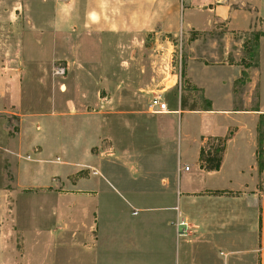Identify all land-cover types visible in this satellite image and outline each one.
Returning a JSON list of instances; mask_svg holds the SVG:
<instances>
[{"label": "crops", "instance_id": "0c3cea01", "mask_svg": "<svg viewBox=\"0 0 264 264\" xmlns=\"http://www.w3.org/2000/svg\"><path fill=\"white\" fill-rule=\"evenodd\" d=\"M181 3L177 0H70L69 28L95 38L105 35L134 37L158 29L173 33L183 25L196 27L195 16L203 13L208 15L205 25L216 19L228 21L230 25L234 21L235 26L238 15L233 14L241 7H245L242 23L246 27L252 19L264 26L260 0H184ZM65 13L67 5L60 6L55 20ZM97 41L103 44L105 40ZM134 42L139 44L141 40ZM61 43L70 45L74 53V48L82 41L61 40ZM126 47L114 57L126 63L119 65L118 71L107 74L95 75L80 68L78 55L72 57L74 62L61 55L58 59L68 61L71 69L75 66L81 69L75 71L84 77L85 88H71V91L108 94L111 89H117L114 91L117 101L110 102L102 96L92 108L116 105L124 109L117 116L150 115L145 110L147 102L160 93L169 109L156 115L157 136L160 140L171 137L173 144L175 135L176 147H179L174 167L169 170L171 181L159 175L160 184H157L146 174L139 185L119 182L117 189L112 185V189L102 190L97 184L89 187L85 182L89 178L88 170L98 174L97 166L87 165V175L70 181L69 191L63 197L53 188L55 183L51 179L56 173L45 175L41 165L29 166L21 162L16 165L10 160L9 157L19 156V152L24 154L29 147L23 128L27 115H19L17 133L13 136L0 133V157L8 158L7 163L0 159V237L18 238L21 264H32L33 259L28 255L34 251L37 252L35 264H62L67 259L69 264H217L218 256L222 257L219 264H264V190L256 188L252 175L256 123L253 110L248 116H238L221 114L210 107L185 106L175 75H171L174 80L168 81L170 86L157 91L158 70L135 68L130 63L136 60L135 54H125ZM75 71L71 70L70 75ZM22 82V68L17 62L1 59L0 115L20 109ZM67 90L60 85L58 95L63 96ZM69 102L77 108L73 101ZM110 103L113 104L110 106ZM91 116L104 126V120L99 118L110 114L95 112ZM183 117L193 118L198 124L197 131H191L190 119L184 131L174 133L178 119L181 123ZM38 126L40 134L39 123ZM33 137L39 143L38 135ZM209 138L222 142L218 165L212 168L202 167L199 159ZM80 166L77 164L76 168ZM149 169L158 174L161 168ZM77 173L75 170L73 174ZM30 188H38L42 195L47 193L48 196L37 199L35 213L28 209L18 213L12 197L16 191ZM99 191L115 196L99 198ZM133 206L138 208L129 214L127 209ZM136 210L144 215L135 216ZM28 233L32 237H28ZM7 243L11 242L7 240ZM35 245L37 249L31 250Z\"/></svg>", "mask_w": 264, "mask_h": 264}, {"label": "rangeland", "instance_id": "374dc122", "mask_svg": "<svg viewBox=\"0 0 264 264\" xmlns=\"http://www.w3.org/2000/svg\"><path fill=\"white\" fill-rule=\"evenodd\" d=\"M260 1L264 16V0ZM69 3L70 0H0V60L17 62L22 68L23 80L21 107L10 111V114L0 115V133L13 136L19 129V115H27L24 118V124H27L23 128L28 136L25 143L29 147L24 154L19 152V156L9 157L12 163L41 165L45 175L56 173L51 179L55 183L53 188L59 190L63 197L69 191L70 181L87 175V165L97 166L98 174L88 170L89 178L85 182L89 187H96L97 184L102 190L112 189V185L116 188L119 182L139 185L146 174L157 184L159 175L167 176L171 181L169 170L174 167L175 153L179 147H176L175 135L173 144L171 137L160 140L157 136L155 121L159 114L148 112L147 107L145 110L150 115L125 116H117L124 109L116 105L103 109L92 108L102 96L106 97L104 100L117 101L114 92L117 89H111L108 94L71 91V88H85L84 77L78 76L75 71L81 69L76 66L71 69L68 61L58 59L61 55L75 61L72 57L78 55L80 68L95 75L107 74L112 70L118 71L119 65L126 63L114 57L120 55L127 45L125 54H135L136 60L130 62L135 68L142 71L158 70L157 91L170 86L168 81L174 80L171 75H175L176 82H180L181 100L185 106L198 107L195 109L210 107L221 114L235 113L238 116H248L252 114L249 111L253 110L256 123L255 169L252 175L256 188L264 190V125L258 127L260 114H264V26L252 19L246 27L242 23L246 15L245 7L233 14L238 15L235 26L234 21L230 25L228 21L216 19H211L205 25L208 15L203 13L195 16L196 27L187 28L183 25L173 33L158 29L141 36L105 35L95 38L85 32L70 30ZM66 5L67 13L56 21L58 8ZM61 40H81L83 44L79 43L73 53L70 45L62 44ZM97 40L105 41L99 44ZM119 40L125 42L121 44ZM134 40L141 42L138 44ZM90 58L94 60L90 61ZM59 69L62 72H58ZM71 70L75 71L76 77L75 73L70 75ZM60 85L68 89L63 96L58 95ZM155 95L160 96V93ZM70 100L77 108L70 105ZM211 104L215 107L211 108ZM95 112L110 114L99 118L104 120V126L100 121H94L95 116L91 114ZM183 119L181 123L178 119L174 133L184 131L190 119L191 131H197L198 124L193 118ZM38 123L41 126L40 134ZM37 135L39 143L33 137ZM106 136L112 141H106ZM258 140L261 141L260 145L257 144ZM221 150L220 139L215 141L209 138L200 151L201 166L215 167ZM2 161L7 163L8 158L3 157ZM77 164H81L80 168H76ZM153 166L161 168L158 174L149 169ZM75 170H78L77 174H73ZM40 191L38 188L16 191L12 200L16 203L18 213L26 209L35 213L37 199L48 196L47 193L46 196L42 195ZM102 192L108 193L99 191V198L115 196ZM137 208L133 206L127 210L131 214ZM141 215H144L141 211H135V216ZM31 235L28 233V237ZM17 239L0 237V264H21V245ZM7 240L11 243H7ZM30 249L36 250L37 247L31 246ZM28 258L33 259L31 263L35 264L37 252H30ZM215 262L221 263L222 257L218 256ZM69 263V259L62 262Z\"/></svg>", "mask_w": 264, "mask_h": 264}, {"label": "built area", "instance_id": "2783aa9c", "mask_svg": "<svg viewBox=\"0 0 264 264\" xmlns=\"http://www.w3.org/2000/svg\"><path fill=\"white\" fill-rule=\"evenodd\" d=\"M179 2L181 3L182 0H179ZM58 72H62V69H59ZM147 110L148 112L153 114H163L167 112V106L159 95H155L151 97L150 100L148 101ZM183 170L187 171V167H184Z\"/></svg>", "mask_w": 264, "mask_h": 264}, {"label": "trees", "instance_id": "16d2710c", "mask_svg": "<svg viewBox=\"0 0 264 264\" xmlns=\"http://www.w3.org/2000/svg\"><path fill=\"white\" fill-rule=\"evenodd\" d=\"M260 115H261V116H260V121L258 122V127L264 125V122L262 121V120H264V114H260ZM257 142H258L257 144L260 145L261 141L258 140ZM217 165H218V164H217ZM217 165H216V166H217ZM216 166H215V167H216Z\"/></svg>", "mask_w": 264, "mask_h": 264}]
</instances>
